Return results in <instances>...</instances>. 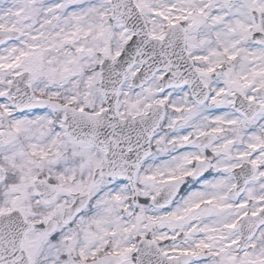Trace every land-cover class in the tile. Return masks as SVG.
<instances>
[{
    "label": "snow or ice",
    "instance_id": "snow-or-ice-1",
    "mask_svg": "<svg viewBox=\"0 0 264 264\" xmlns=\"http://www.w3.org/2000/svg\"><path fill=\"white\" fill-rule=\"evenodd\" d=\"M0 264H264V0H0Z\"/></svg>",
    "mask_w": 264,
    "mask_h": 264
}]
</instances>
